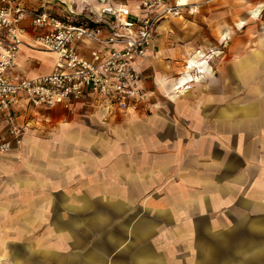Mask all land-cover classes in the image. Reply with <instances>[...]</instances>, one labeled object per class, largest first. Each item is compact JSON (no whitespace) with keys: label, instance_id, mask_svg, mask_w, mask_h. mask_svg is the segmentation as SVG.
<instances>
[{"label":"crops","instance_id":"1","mask_svg":"<svg viewBox=\"0 0 264 264\" xmlns=\"http://www.w3.org/2000/svg\"><path fill=\"white\" fill-rule=\"evenodd\" d=\"M166 1L177 2L180 12L159 22L148 57L133 63L144 93L135 115L105 121L93 95L72 111L18 108L26 132L0 157V264H87L81 245L38 243L30 236L36 226L8 227L7 203L14 210L21 203H61L71 212L70 203L93 201L109 203L116 223L109 246L93 245L95 264H106L109 250L111 264H264V102H243L239 94L247 75L264 74V36L254 35L251 52L239 48L234 62L225 60L229 32H240L236 38L246 43L248 28L264 27V0ZM12 2L28 13H68L60 0ZM115 3L140 13L139 0ZM96 4L69 0L68 6L87 16ZM23 25L8 76L50 73L53 55L30 49L29 18ZM92 46L77 44L87 57ZM136 204H142L137 226ZM54 224L44 233L71 234L70 221Z\"/></svg>","mask_w":264,"mask_h":264},{"label":"built area","instance_id":"2","mask_svg":"<svg viewBox=\"0 0 264 264\" xmlns=\"http://www.w3.org/2000/svg\"><path fill=\"white\" fill-rule=\"evenodd\" d=\"M95 1L89 15L80 16L71 14L69 0H60L68 9L66 15L28 13L12 0H0V122L5 130L0 157L26 132V126L17 122L21 106L72 111L76 101L93 95L108 117L139 111L144 93L133 63L148 57L159 22L179 14L180 6L166 0H139L140 13L132 14L115 0ZM27 18L34 33L26 45L52 53L54 65L48 74L13 79L7 72L23 43ZM87 42L93 44L88 57L77 48Z\"/></svg>","mask_w":264,"mask_h":264},{"label":"rangeland","instance_id":"3","mask_svg":"<svg viewBox=\"0 0 264 264\" xmlns=\"http://www.w3.org/2000/svg\"><path fill=\"white\" fill-rule=\"evenodd\" d=\"M264 24V23H261ZM264 26V25H262ZM231 34V48L230 55L225 57V60H229L230 62L227 65L231 64L235 61L236 55L238 53L239 48H245L246 52H251L254 49L258 42H254V35L264 36V27H256V28H248L246 31V35L250 37L251 41L248 40L246 43L239 42L236 38L240 32H235L237 35H234L233 31L229 32ZM228 33V34H229ZM260 44H264L261 43ZM214 55H218V51L214 48ZM238 60V59H236ZM262 67H264V60H261ZM217 62H215L216 64ZM211 64V63H210ZM214 65V64H213ZM255 79L262 81V87L259 92L254 90ZM257 81V83H258ZM241 95V101L243 102H264V74L261 76L255 75H247L246 78V90H241L239 92ZM238 93L232 91L231 98L232 100H237ZM135 115H117L115 117L104 116L105 121H110L111 119L116 121L118 119H127V117H131ZM113 122V121H111ZM88 198V197H87ZM141 203V202H140ZM72 207L71 212H67V210L63 209V204L55 203V204H47L45 202H29V203H21L16 205V210H14L12 203H7V210L10 211V215L7 217V226L16 225L17 227L23 226H36L33 232L36 234L30 235L33 237L32 241L43 243L49 241H53L55 244L58 243H66L70 244H78L81 248H86L87 253V264H95L96 250H92L94 248L93 245L96 243H103L109 246L111 244V230L112 226L116 227V223H114L110 218L109 209L111 208L109 203L93 201L86 204H78V203H70ZM74 206H82L80 212H75ZM58 208L56 214H54L53 210ZM94 207L99 208L98 211L94 210ZM142 204H136L134 215L138 214V218L134 219V225L137 226L141 223V214L138 212ZM75 214H80V218L74 216ZM19 216V217H18ZM55 221L53 223L52 218ZM71 222V234L62 236V234H46L44 233L48 226L52 227V225H56V222L62 224V222ZM53 223V224H52ZM61 226V225H60ZM55 228H57L55 226ZM30 237L29 235H27ZM13 237V236H12ZM25 238H21L18 241H24ZM16 239H11L8 237V241L15 242ZM30 241V240H27ZM77 245V246H78ZM74 246L72 245L71 249L67 251L68 253H74ZM66 251V250H65ZM9 253V251H8ZM15 254L19 255V250L14 251ZM103 253V252H102ZM107 254V255H106ZM106 255V256H105ZM108 257V261L106 264H111V251L104 252V258ZM107 260V259H106ZM6 264H11L7 261ZM105 264V263H104Z\"/></svg>","mask_w":264,"mask_h":264},{"label":"bare ground","instance_id":"4","mask_svg":"<svg viewBox=\"0 0 264 264\" xmlns=\"http://www.w3.org/2000/svg\"><path fill=\"white\" fill-rule=\"evenodd\" d=\"M52 54V53H51ZM53 55V54H52ZM189 68V67H188Z\"/></svg>","mask_w":264,"mask_h":264}]
</instances>
